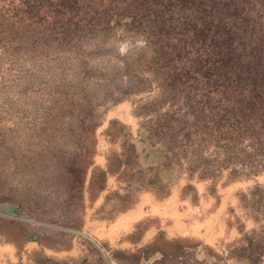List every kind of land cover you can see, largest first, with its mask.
Returning a JSON list of instances; mask_svg holds the SVG:
<instances>
[{"label":"rangeland","instance_id":"1","mask_svg":"<svg viewBox=\"0 0 264 264\" xmlns=\"http://www.w3.org/2000/svg\"><path fill=\"white\" fill-rule=\"evenodd\" d=\"M53 6L63 7L0 0V264H264V169L188 173L150 112L166 109L155 82L139 90L121 72L74 75L73 31L62 37ZM141 42L86 56L119 64ZM86 79L87 101L75 85ZM143 191L156 201L174 191L180 233L145 235L158 220L144 217L115 234L108 225Z\"/></svg>","mask_w":264,"mask_h":264},{"label":"trees","instance_id":"2","mask_svg":"<svg viewBox=\"0 0 264 264\" xmlns=\"http://www.w3.org/2000/svg\"><path fill=\"white\" fill-rule=\"evenodd\" d=\"M61 2L60 11H47L65 29L63 38L73 31L71 71L78 76L84 67L85 78L97 69L109 80L121 72L142 82L139 90L155 82L153 97L166 109L150 112L167 123L168 142L176 143L173 152L188 173L202 177L228 167L248 176L264 169V0ZM136 37L142 42L129 46L119 64L86 56ZM75 82L87 92L81 99L90 100L95 86Z\"/></svg>","mask_w":264,"mask_h":264},{"label":"crops","instance_id":"3","mask_svg":"<svg viewBox=\"0 0 264 264\" xmlns=\"http://www.w3.org/2000/svg\"><path fill=\"white\" fill-rule=\"evenodd\" d=\"M175 197L174 191H171L167 199L163 201H156L149 191H143L138 194L136 202L119 213L114 221H112V223L110 222L108 226H114L113 228L115 234H119L120 232L130 230L134 223L139 219L144 217H152L158 220V225L147 226L146 230L144 231L145 235L152 233L157 229H162L166 233H180L184 226L182 219L185 210L180 211L175 209L177 208V206L174 204ZM206 223L209 226L211 224H219L212 218L207 220ZM195 224L196 223L192 222L189 227L193 229L195 228ZM202 238L205 240L210 239V237L208 238L207 233L205 238L204 236H202Z\"/></svg>","mask_w":264,"mask_h":264}]
</instances>
